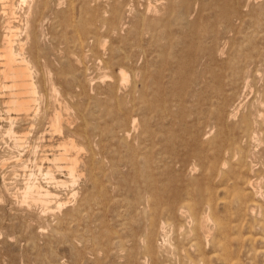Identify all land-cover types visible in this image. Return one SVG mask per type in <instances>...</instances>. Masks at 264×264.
I'll list each match as a JSON object with an SVG mask.
<instances>
[{
    "label": "bare ground",
    "instance_id": "bare-ground-1",
    "mask_svg": "<svg viewBox=\"0 0 264 264\" xmlns=\"http://www.w3.org/2000/svg\"><path fill=\"white\" fill-rule=\"evenodd\" d=\"M0 179V264H264V0H0Z\"/></svg>",
    "mask_w": 264,
    "mask_h": 264
},
{
    "label": "rangeland",
    "instance_id": "rangeland-1",
    "mask_svg": "<svg viewBox=\"0 0 264 264\" xmlns=\"http://www.w3.org/2000/svg\"><path fill=\"white\" fill-rule=\"evenodd\" d=\"M9 177V176H8ZM39 177V178H38ZM37 178H38V182H43V181H45V179L43 178V176L42 175H37ZM41 178V179H40ZM1 180V179H0ZM1 184V183H0ZM66 188V187H65ZM67 189H62V190H60V196H61V199L62 200H64L65 198H66V194H64V192L65 193H67V191H66ZM62 192V193H61ZM63 195H64V197H63ZM7 212H5L4 214H3V217H4V219L6 220L7 219V217H11V215L8 213V214H6ZM8 215V216H7ZM43 226H45V224H42ZM42 226V227H43ZM46 227V226H45ZM45 227H43V233L45 234V235H47V234H49V231L48 230H50L49 228H48V226L45 228ZM48 228V229H47ZM46 230H47V232H46ZM7 231V233H10L9 232V230H6ZM16 236H15V235ZM3 236V237H2ZM14 236H15V238H18L19 236H18V234L17 233H10L8 236H7V238L9 239V241L7 242V246H8V248H5V249H3V248H1L0 249V252L1 253H5V254H10V253H12V254H14V253H16L17 251H16V249H15V247L13 246V244H14ZM0 238H1V240L0 241H2L3 240V238H5V234L4 233H1L0 234ZM13 241H12V240ZM17 239H15V241H16ZM38 240V243L40 244V245H42L43 244V242H44V238L42 237V238H38L37 239ZM10 242V243H9ZM61 242V243H60ZM23 242H21V244H20V247L21 248H23V244H22ZM64 243V244H63ZM56 244V245H55ZM10 245V246H9ZM22 245V246H21ZM56 247H55V246ZM65 245V246H64ZM81 245V244H80ZM6 246V247H7ZM61 246V247H60ZM82 246V245H81ZM63 247V248H62ZM80 247V246H79ZM14 248V249H13ZM52 248H54L53 250H54V252L56 251V256H58V255H61V256H58L57 258H59V261H63V263L64 264H70V258H69V255H70V252H69V248H68V243L66 242V241H59V243L57 242V243H54V244H52ZM59 248V249H58ZM10 249H12L13 250V252H10L9 253V251H10ZM56 249V250H55ZM9 250V251H8ZM61 251H63V252H61ZM66 251V252H65ZM68 253V254H67ZM65 254H67V255H65ZM64 257V258H63ZM67 257V258H66ZM64 259V260H63Z\"/></svg>",
    "mask_w": 264,
    "mask_h": 264
}]
</instances>
